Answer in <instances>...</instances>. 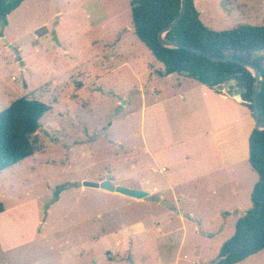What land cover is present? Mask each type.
I'll return each instance as SVG.
<instances>
[{
	"label": "rangeland",
	"instance_id": "obj_1",
	"mask_svg": "<svg viewBox=\"0 0 264 264\" xmlns=\"http://www.w3.org/2000/svg\"><path fill=\"white\" fill-rule=\"evenodd\" d=\"M194 1L210 30L264 26V0ZM0 34V112L22 97L53 106L40 120L35 154L0 174V264H110L112 244L98 240L103 232L162 211L152 205L128 212L72 183L95 182L112 155L131 149L118 140L140 150L138 89L164 66L134 35L130 0H26L7 25L0 20ZM128 95L131 105L124 106ZM134 107L136 115L127 118ZM132 242L130 253L127 242L112 247L126 256L123 264L153 256L207 264L188 246L153 255L150 247L160 245L153 238ZM209 256L203 252L202 259Z\"/></svg>",
	"mask_w": 264,
	"mask_h": 264
},
{
	"label": "crops",
	"instance_id": "obj_2",
	"mask_svg": "<svg viewBox=\"0 0 264 264\" xmlns=\"http://www.w3.org/2000/svg\"><path fill=\"white\" fill-rule=\"evenodd\" d=\"M132 29L135 35L133 24ZM40 40L45 42L44 38ZM163 70L164 67L160 71ZM159 72L149 77L147 87L142 85L138 89L140 150L127 138L118 140L120 146L130 144L131 149L112 155L114 162L109 170L106 168L95 180L102 183L109 176L115 187L147 191L150 196L134 199L93 189L105 200L128 208V212L138 213L152 205L162 212L147 218L137 214L130 224L104 231L98 240H107L112 247L119 248L127 242L125 252L130 253L132 240L153 238L160 245L150 247L149 254L168 255L170 250L179 254L188 246L196 259L214 264V258L221 257L222 247L234 236L238 220L252 207V193L259 181L249 162V140L255 130V119L242 106V100L231 97L223 87L210 89L185 75L162 77ZM130 98L128 95L129 101L124 106L131 105ZM134 108L127 118L136 115ZM112 247L106 252L110 264H123L126 256L113 252ZM208 251L211 256L202 259L203 252ZM263 252L238 264H264ZM143 259V264H178V258ZM139 263L141 259L133 260V264ZM188 264L198 262L192 260Z\"/></svg>",
	"mask_w": 264,
	"mask_h": 264
},
{
	"label": "trees",
	"instance_id": "obj_3",
	"mask_svg": "<svg viewBox=\"0 0 264 264\" xmlns=\"http://www.w3.org/2000/svg\"><path fill=\"white\" fill-rule=\"evenodd\" d=\"M25 1L0 0V20L4 25L8 16ZM130 6L135 35L164 66L160 76L185 75L210 89L229 85L230 91H240L242 106L253 115L255 78L249 69L235 62H213L184 49L165 48L159 42V33L179 15L181 0H130ZM165 39L218 57L234 58L259 69L262 80L258 107L260 120L264 122V26L210 30L201 21L194 0H187L182 20ZM52 110L51 105L40 100L22 97L0 112V174L35 154L34 137L40 131V120ZM249 149V162L259 181L252 193V207L238 220L234 236L222 247L224 259L219 264H238L264 250V131L252 132ZM4 211L0 203V214Z\"/></svg>",
	"mask_w": 264,
	"mask_h": 264
},
{
	"label": "water",
	"instance_id": "obj_4",
	"mask_svg": "<svg viewBox=\"0 0 264 264\" xmlns=\"http://www.w3.org/2000/svg\"><path fill=\"white\" fill-rule=\"evenodd\" d=\"M186 2H187V0H181V9H180L179 15L176 17V19L167 28H165L164 30H162L159 33V36H158L159 42L165 48L184 49V50H187V51L192 52V53L201 54L213 62H221V63L235 62V63L242 64L244 67L249 69L253 73L254 78H255L254 85H253V93H252L253 117L255 119V130L264 131V122H262L260 120V111H259V107H258V94L261 90V80H262L261 72L259 71V69H257L256 67H254L253 65H251L249 63L242 62V61L234 59V58L218 57V56L206 53L202 50H198V49L183 45V44L178 43L176 41H168L165 39V35L167 33H169L170 31H172L175 27H177V25L182 20L184 14L186 12ZM229 88H230L229 85H226L223 87V89L225 91H228V94L231 97H234L235 99L242 100V96H241L240 91H237V90L230 91ZM72 185L75 187L102 189V190L112 192V193L116 192V193H120L122 195H125L127 197L134 198V199H145L146 197L150 196V194L147 191L128 189V188L120 187V186L115 187L112 184V182L110 181L109 176H107L106 180L103 181L102 183L84 181V182L72 183ZM223 259L224 258L221 256L219 258V260L216 261L214 264H219Z\"/></svg>",
	"mask_w": 264,
	"mask_h": 264
}]
</instances>
